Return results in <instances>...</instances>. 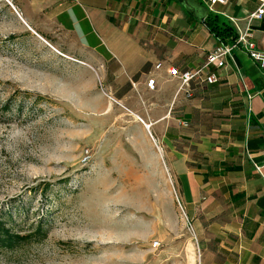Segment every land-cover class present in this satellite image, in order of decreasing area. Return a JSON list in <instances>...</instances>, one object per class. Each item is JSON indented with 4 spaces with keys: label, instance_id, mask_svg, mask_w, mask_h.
I'll use <instances>...</instances> for the list:
<instances>
[{
    "label": "crops",
    "instance_id": "0c3cea01",
    "mask_svg": "<svg viewBox=\"0 0 264 264\" xmlns=\"http://www.w3.org/2000/svg\"><path fill=\"white\" fill-rule=\"evenodd\" d=\"M5 1L24 39L81 76L84 100L115 101L116 118H130L141 144L132 136L122 146L143 161L129 173L173 182L203 264H264V181L253 169L264 161V68L234 51L224 67L206 69L214 84L191 82L189 98L176 96L179 80L168 74L203 65L216 45L208 15L237 34L257 2L228 0L211 11L208 0ZM252 25L264 53V17Z\"/></svg>",
    "mask_w": 264,
    "mask_h": 264
},
{
    "label": "rangeland",
    "instance_id": "374dc122",
    "mask_svg": "<svg viewBox=\"0 0 264 264\" xmlns=\"http://www.w3.org/2000/svg\"><path fill=\"white\" fill-rule=\"evenodd\" d=\"M43 47L0 0V209L22 234L50 225L39 243L0 249V264H203L173 182L129 173L143 161L122 146L141 140L130 118L84 100L81 76Z\"/></svg>",
    "mask_w": 264,
    "mask_h": 264
},
{
    "label": "built area",
    "instance_id": "2783aa9c",
    "mask_svg": "<svg viewBox=\"0 0 264 264\" xmlns=\"http://www.w3.org/2000/svg\"><path fill=\"white\" fill-rule=\"evenodd\" d=\"M255 1L257 2L258 6L253 12L247 15L245 29H238L236 37L227 43L216 38V45L213 50L207 54L205 62L202 66L185 71H179L178 69L172 67L168 69L169 76L172 78H177L179 80V86L176 91V96L182 93L187 98L191 97L192 94L190 90V84L192 81H203L207 85L214 84L217 81L216 77L213 74H206V69L210 66H215L217 68L224 67L226 64V58L232 57L234 51H241L245 53L250 59L256 62L261 68H263L264 53L256 50L255 45L252 42V23L254 20H261L264 17V0ZM207 3L209 9L212 11L213 7L216 4L227 5L228 0H208ZM160 67V63L156 65V69H159ZM154 83V79H150L147 82V87L149 89H154ZM138 120L141 121L139 118ZM83 157L85 160H89L91 155L88 150L84 151ZM253 169L264 181V161L261 164L253 163ZM152 246L153 248H158L160 244L159 242H154Z\"/></svg>",
    "mask_w": 264,
    "mask_h": 264
},
{
    "label": "trees",
    "instance_id": "16d2710c",
    "mask_svg": "<svg viewBox=\"0 0 264 264\" xmlns=\"http://www.w3.org/2000/svg\"><path fill=\"white\" fill-rule=\"evenodd\" d=\"M204 23L215 38L221 41L227 43L236 37V33L233 31L232 27L216 15H208ZM6 110H8V107H6ZM49 186L50 185H45L47 188H49ZM43 218L44 217H39L34 229L33 225H31L29 232L27 234H22L15 230L16 223L8 210L4 208L0 209V249L13 251L27 244L43 241L50 230V225L43 220Z\"/></svg>",
    "mask_w": 264,
    "mask_h": 264
},
{
    "label": "water",
    "instance_id": "95a60500",
    "mask_svg": "<svg viewBox=\"0 0 264 264\" xmlns=\"http://www.w3.org/2000/svg\"><path fill=\"white\" fill-rule=\"evenodd\" d=\"M263 68H264V63H263Z\"/></svg>",
    "mask_w": 264,
    "mask_h": 264
}]
</instances>
